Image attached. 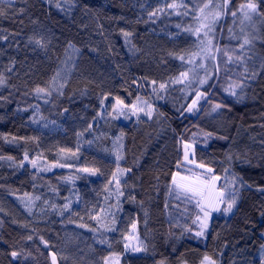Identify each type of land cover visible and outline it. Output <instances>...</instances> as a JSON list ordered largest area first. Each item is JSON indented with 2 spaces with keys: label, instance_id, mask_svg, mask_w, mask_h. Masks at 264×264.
Segmentation results:
<instances>
[{
  "label": "trees",
  "instance_id": "1",
  "mask_svg": "<svg viewBox=\"0 0 264 264\" xmlns=\"http://www.w3.org/2000/svg\"><path fill=\"white\" fill-rule=\"evenodd\" d=\"M248 2L0 0V264H51L50 253L58 264H264V0L242 24ZM203 5L214 15L205 32ZM138 97L151 117L104 109ZM184 144L227 203L237 194L203 238L199 209L172 185ZM62 153L79 160L32 167ZM30 195L40 198L27 210ZM133 225L138 252L124 248Z\"/></svg>",
  "mask_w": 264,
  "mask_h": 264
},
{
  "label": "rangeland",
  "instance_id": "2",
  "mask_svg": "<svg viewBox=\"0 0 264 264\" xmlns=\"http://www.w3.org/2000/svg\"><path fill=\"white\" fill-rule=\"evenodd\" d=\"M204 7V5H203ZM245 11H249L246 8L244 10H239L238 14L240 16V21L241 23H245V21L249 20L245 17L244 12ZM255 13L250 12L249 11V15L252 17ZM213 14H210V12L208 11V6H205L203 8V10L200 12V16H199V30H201V32H205L208 29L211 28L213 22H214V18H213ZM68 71H63L61 70L60 72H58L53 80V84L56 88H58L62 82V80H64V78L67 76ZM104 109L108 114H111L114 118H129L132 117L135 114H139V115H143L146 117H149L148 115H146L145 113L151 111L152 112V107L146 102L144 101L142 98L138 97L136 99V101L130 106V107H125L122 104H118L116 101L114 102L113 100H106L104 103ZM141 109H143V111H141ZM37 109L34 110V112H32V116H31V120L34 121L38 115L37 113ZM189 145V144H188ZM185 146V144H184ZM183 146V163L186 166V170L183 172H176L179 173L180 175H190V171H194L196 173L199 174H203L205 176H207L210 180L215 177V175L212 173H209L207 170L209 169L208 166H205L204 168H199L196 165H198L199 163H196L195 159H194V151H193V147L191 146L188 149L189 152V159L193 160L194 163H188L187 161H185L184 159V152H185V147ZM79 160L78 157L76 156H72L70 154H66V153H62L60 154V157L58 159V163L55 164H48L45 162L40 161L39 159L34 160L35 161V167L32 164V167L35 168L37 171L41 172H50L54 169H59V168H65L66 166H68L69 164H73V163H77ZM175 173V174H176ZM122 172L119 171L118 177L116 178V182L119 181V178L121 176ZM177 179H179V177H177ZM216 186H217V180H215ZM218 189V187H217ZM118 187L115 184L113 186L112 192L114 193L115 197L118 196ZM219 190V189H218ZM225 194V199H224V203L220 204V211H215L213 210V208L209 207L207 209V211L209 212V216L207 217V224L209 223L211 217L213 216V214L219 213V212H223V209L227 206V202H226V192L224 191ZM39 196L38 195H30L27 197H23L19 199V202L21 203V206H23L24 208H26L27 210L29 209H34V207H36L38 201H39ZM77 194L76 193H72V195L70 196V198L66 201V203H64L63 208L64 209H68L70 208L73 204H77ZM193 203H195V201H192ZM226 203V206H224L223 204ZM67 206V207H65ZM200 211V210H199ZM204 215L202 212H200V220H199V225L196 231H194V235L195 237L198 238H203V236H197L196 233L199 232L201 230V221L204 220ZM206 230V229H205ZM205 230H204V234H205ZM139 238L137 235V230H136V225L135 228H133V226L131 227V229L129 230L128 235L124 238V248L125 250L128 251H132V252H138L134 249H139ZM127 245V247H126ZM53 255H55L54 253H50V260H51V264H52V257ZM56 257V256H55ZM107 264H119L121 263V258L118 256H110L107 259ZM105 260V261H106ZM56 264H58L57 262V258H56ZM204 264H207V262H204Z\"/></svg>",
  "mask_w": 264,
  "mask_h": 264
},
{
  "label": "snow or ice",
  "instance_id": "3",
  "mask_svg": "<svg viewBox=\"0 0 264 264\" xmlns=\"http://www.w3.org/2000/svg\"><path fill=\"white\" fill-rule=\"evenodd\" d=\"M167 7L175 8L176 5L168 4ZM245 8L249 10L250 12L255 13L257 12L258 6L256 3L252 2V0H249V2L246 5H241V10H244ZM249 11L244 12V15L247 19H251V16L249 15ZM5 14L6 13L4 12V10L0 9V16H3ZM155 14H156L155 12L150 13V15H155ZM233 15H235V12H233ZM127 35H129V33H125V36ZM3 38L7 39V37H3ZM248 43H249L248 40L244 41V44H248ZM36 44L43 47V44L41 43L40 40H37ZM241 47H243V45H241ZM229 59H231V57H229ZM182 75H186V74H182ZM0 83H3L2 79H0ZM160 87L163 89L165 85L161 84ZM37 91H44V90L37 89ZM233 95H235L234 92H233ZM197 98L199 99V94ZM117 103L120 104L122 102L117 101ZM196 103H197V100H193L192 105L189 106L188 108V111H191L192 107H194ZM101 104H103V101H101ZM216 107H219V105H217ZM141 111H143V109H141ZM145 114L151 117V111ZM89 127H91V125H89ZM184 147H185V152H184L185 161H187L188 163H194L193 160L189 159L188 149L191 147V145L185 144ZM0 159H2V157H0ZM9 159H12V158L9 157ZM24 159L28 160L27 153L25 154ZM31 163L35 167V161H31ZM196 166L199 168L205 167V165L203 164H198ZM189 171H190V175H180L179 173L173 174L172 185L175 187L178 197L182 195L185 200L195 201V207H197L200 210V212L203 213L205 219L201 221V230L196 233L197 236H203L204 230L207 229L208 227L207 217L209 216V212L207 211V209L211 207L215 211H220L219 205L224 203L225 194L222 190L217 189L215 180H218L219 177H213L210 180L207 176L203 174H199L191 170ZM207 171L211 173L212 170L208 169ZM177 177H179V179H177ZM115 178H116L115 174H113V179ZM236 195H237L236 193H233L232 199L228 202L227 206L223 209L225 213L231 212L233 206L236 203ZM197 220H200V216H197ZM133 228H135V225H133ZM29 239H31V237H29ZM134 250L139 251L140 249H134ZM18 255L19 253L15 251L11 253V256L14 259L17 258ZM204 262H207V264H215V262L211 260V258L208 256L204 257V261H202V264H204ZM52 264H56L55 255H53L52 257ZM105 264H107V260L105 261Z\"/></svg>",
  "mask_w": 264,
  "mask_h": 264
}]
</instances>
